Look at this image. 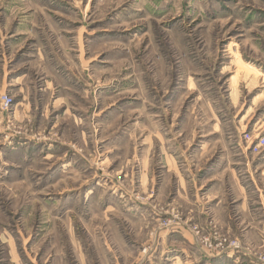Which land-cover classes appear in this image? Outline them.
Segmentation results:
<instances>
[{
  "label": "rangeland",
  "instance_id": "obj_1",
  "mask_svg": "<svg viewBox=\"0 0 264 264\" xmlns=\"http://www.w3.org/2000/svg\"><path fill=\"white\" fill-rule=\"evenodd\" d=\"M262 135L264 0H0V264H264Z\"/></svg>",
  "mask_w": 264,
  "mask_h": 264
},
{
  "label": "built area",
  "instance_id": "obj_2",
  "mask_svg": "<svg viewBox=\"0 0 264 264\" xmlns=\"http://www.w3.org/2000/svg\"><path fill=\"white\" fill-rule=\"evenodd\" d=\"M8 100V99H7ZM9 101V100H8ZM252 142H253V140H252ZM261 147H264V135H262L260 138H259V141H258V143H256V145H255V149L256 150H258L259 148H261Z\"/></svg>",
  "mask_w": 264,
  "mask_h": 264
}]
</instances>
